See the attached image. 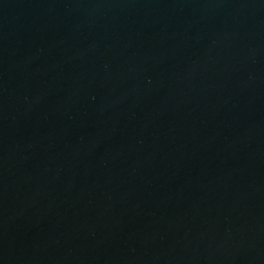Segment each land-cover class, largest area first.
<instances>
[{"label": "water", "instance_id": "obj_1", "mask_svg": "<svg viewBox=\"0 0 264 264\" xmlns=\"http://www.w3.org/2000/svg\"><path fill=\"white\" fill-rule=\"evenodd\" d=\"M0 264H264V0H0Z\"/></svg>", "mask_w": 264, "mask_h": 264}]
</instances>
